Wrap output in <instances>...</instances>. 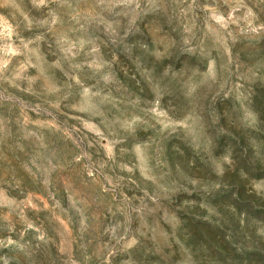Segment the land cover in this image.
Wrapping results in <instances>:
<instances>
[{
	"label": "rangeland",
	"instance_id": "obj_1",
	"mask_svg": "<svg viewBox=\"0 0 264 264\" xmlns=\"http://www.w3.org/2000/svg\"><path fill=\"white\" fill-rule=\"evenodd\" d=\"M0 264H264V0H0Z\"/></svg>",
	"mask_w": 264,
	"mask_h": 264
}]
</instances>
